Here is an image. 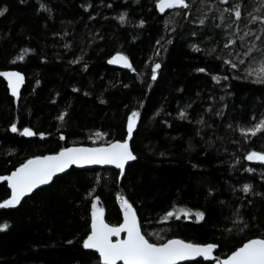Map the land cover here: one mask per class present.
I'll return each mask as SVG.
<instances>
[{
	"label": "trees",
	"instance_id": "obj_1",
	"mask_svg": "<svg viewBox=\"0 0 264 264\" xmlns=\"http://www.w3.org/2000/svg\"><path fill=\"white\" fill-rule=\"evenodd\" d=\"M188 2L186 10L161 13L156 0H0L6 9L0 14V71L25 77L18 98L0 77V175L33 155L127 138V115L140 112L130 139L136 159L122 178L112 167H74L21 204L0 207V223L8 224L0 229V264H97L98 254L82 246L97 195L111 224L123 218L117 194L127 198L154 242L172 236L214 242L223 257L238 242L264 234V163L246 159L249 151H264V134L245 138L239 131L264 116V83L238 78L247 75L244 68L233 70L221 59L231 58L232 47L225 45L235 29L238 40L253 25L245 16L240 24L223 21L231 28L217 27L222 21L215 9L238 0ZM260 2L244 0L246 12L256 15ZM117 51L135 71L108 63ZM154 62L161 67L153 80ZM13 122L47 135L13 133ZM97 131L107 135L89 139ZM245 183L252 186L248 193ZM8 195L7 182L0 181V200ZM174 204L204 211L205 220H161ZM235 209L250 224L244 231L233 224ZM196 261L209 264L202 257L181 264Z\"/></svg>",
	"mask_w": 264,
	"mask_h": 264
},
{
	"label": "snow or ice",
	"instance_id": "obj_2",
	"mask_svg": "<svg viewBox=\"0 0 264 264\" xmlns=\"http://www.w3.org/2000/svg\"><path fill=\"white\" fill-rule=\"evenodd\" d=\"M211 2V0H209ZM221 4L228 5L229 0H220ZM156 8L161 12L166 9H188L191 5L188 0H156ZM41 8L46 5L41 4ZM89 7V5H84ZM212 12V8L206 9ZM6 11L0 8V14ZM219 13L222 21L217 27L231 28L232 24H240L245 16L247 23L253 25L252 28H245L244 34L239 35L238 40L236 35L240 33V29H235V34L227 39V46L232 47L229 53L230 59H221L224 63L229 64L231 69L236 70L243 67L247 75L238 77L240 79L253 78L258 83H264V0L254 9L257 13L253 15L251 12H246L244 0H238L226 8L217 7L215 9ZM228 13V16H225ZM187 16V12H185ZM215 18V15L213 16ZM121 23L125 22L126 13H121L118 17ZM207 17H202L199 20L200 24H205ZM231 19L232 24H225L223 21ZM142 25L144 20H140ZM259 25L257 29L256 25ZM246 37H249L246 41ZM157 44L160 43L158 40ZM197 48V45H192ZM157 49L156 54H159ZM19 58V57H18ZM79 59V57L77 58ZM76 61H73L75 63ZM109 63L114 65H123L132 69L133 65L129 61V57L123 52L117 51L109 58ZM159 62H154L151 65V77L156 79L157 70L160 69ZM199 72H205V68L197 69ZM0 77L6 78L7 88L11 91L13 97L20 96V89L24 83L25 77L21 71L11 69L0 71ZM212 80L219 81V75H212ZM227 80L228 77H223ZM39 83V81H37ZM221 100L224 97L220 98ZM220 114V113H218ZM179 115L186 116V113L181 110ZM59 119L64 118L62 112ZM140 118V112L133 109L126 118V136L127 138L113 139L99 144L88 146L84 144L72 145L69 147H61L58 151L51 152L45 155H33L19 164L8 175H0V181H6L10 189V195L7 198L0 200V207H12L21 204L22 198L27 194L33 193L34 189L39 186L48 184L53 181V178L59 173L65 172L72 165H114L119 169L120 174L125 172V166L129 161H134L136 156L130 146V139L133 137L134 129L137 127V122ZM202 122V121H200ZM10 129L13 133L21 132L26 137L40 136L45 137L47 133L40 131L35 132L33 128L24 126L18 128L15 122L10 124ZM239 131L245 136H256L258 133L264 134V116L258 120H254L250 126H240ZM107 133L97 131L95 136L89 137L92 140H100ZM60 139L64 140V133H60ZM163 155V153H161ZM246 159L248 161L264 162V151H249ZM248 171H254L249 168ZM251 185L243 184V192L248 193L251 190ZM211 191V189H209ZM100 196H94L91 201V223L90 231L82 239L84 249L95 250L98 253L97 264H178L179 261H184L189 258L203 257L209 261L214 260L215 264H264V234L255 235L252 238H246L242 242H238L239 246L233 245L234 250L223 256L214 255V250L218 249L219 245L214 242H193L172 236L171 238L158 237L154 242L149 236L142 231V226L139 221L137 210L133 204L125 197L117 194V199L120 202L122 210V222L111 224L105 220V209L99 206ZM233 224L240 231L247 229L250 224L246 222L245 217L238 209L233 211ZM199 222L205 220L206 213L199 209L187 207H173L165 212L160 219L168 221L172 217L177 219H192ZM7 223H0V229H6ZM125 235L121 238V234ZM115 237V238H113ZM195 264H200L196 261Z\"/></svg>",
	"mask_w": 264,
	"mask_h": 264
},
{
	"label": "water",
	"instance_id": "obj_3",
	"mask_svg": "<svg viewBox=\"0 0 264 264\" xmlns=\"http://www.w3.org/2000/svg\"><path fill=\"white\" fill-rule=\"evenodd\" d=\"M171 9V8H170ZM170 9H166L165 10V12H163V13H166V12H168ZM108 61H109V59H108ZM129 61H130V63L132 64V62H131V60L129 59ZM109 63V62H108ZM111 66H113V67H117V68H122V69H130V68H127V67H125V66H123V65H114V64H111V63H109ZM129 143H130V141H129ZM84 145H87V144H84ZM72 146V145H71ZM88 146H92V145H88ZM130 146H131V143H130ZM69 147V146H68ZM132 148V147H131ZM47 154H49V153H47ZM135 154V153H134ZM43 155H45V154H43ZM136 156V155H135ZM133 161H129L127 164H126V166H125V170H126V168H127V166L130 164V163H132ZM264 163V162H263ZM74 167H76V168H88V167H91V168H99V167H112V168H116L114 165H72V166H70V168L69 169H67V170H65V172H63V173H59V174H57V176H60V175H62V174H65V173H67L71 168H74ZM117 169V168H116ZM119 170V169H118ZM10 174V173H9ZM6 175H8V174H6ZM124 175V174H123ZM123 175H121V178L123 177ZM56 176V177H57ZM56 177H54L53 178V180L56 178ZM1 182H4V181H1ZM6 182V181H5ZM52 183V181L51 182H49L48 184H45V185H41V186H39L38 187V189H40V188H43V187H46V186H48V185H50ZM38 189H34L33 190V193L36 191V190H38ZM33 193H30V194H27L24 198H26V197H29L31 194H33ZM24 198H22V200L24 199ZM123 219V218H122ZM140 221V220H139ZM107 222V221H106ZM125 235V233H122L121 234V238L123 237ZM113 238H115V237H113ZM217 250V249H216ZM216 250H214V255H216V256H218V254L216 253ZM92 251H94L95 252V250H92ZM98 254V253H97ZM198 258H201V257H197V258H189V259H187V260H184V261H179L178 262V264H181V263H183V262H192V261H194V260H196V259H198ZM203 258V257H202ZM221 258H223V257H221ZM205 259V258H204ZM207 260V259H206ZM208 261V260H207ZM119 263H122V262H118V264ZM211 263L212 264H215V261L214 260H212L211 261Z\"/></svg>",
	"mask_w": 264,
	"mask_h": 264
}]
</instances>
